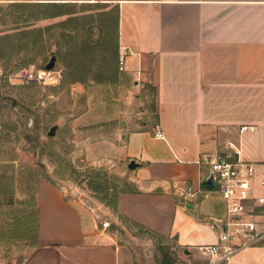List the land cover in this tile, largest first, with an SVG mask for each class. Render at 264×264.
<instances>
[{
    "label": "crops",
    "instance_id": "crops-1",
    "mask_svg": "<svg viewBox=\"0 0 264 264\" xmlns=\"http://www.w3.org/2000/svg\"><path fill=\"white\" fill-rule=\"evenodd\" d=\"M0 24L11 46L96 48L108 82L124 77L154 96L153 120L124 122L114 133L112 157L127 176L111 203L39 181L22 229L33 242L20 264H127L117 241L127 226L185 250L215 244L225 204L201 187L205 162L232 145L264 163V0H0ZM259 178L254 196L264 195ZM226 264H264V243Z\"/></svg>",
    "mask_w": 264,
    "mask_h": 264
},
{
    "label": "rangeland",
    "instance_id": "rangeland-1",
    "mask_svg": "<svg viewBox=\"0 0 264 264\" xmlns=\"http://www.w3.org/2000/svg\"><path fill=\"white\" fill-rule=\"evenodd\" d=\"M69 50L68 46L19 48L0 40V264H20L28 255L33 241L28 238L29 227L22 231L23 220L34 211L40 180L66 188L75 199L101 203L126 187L127 175L121 176L122 167L112 157L114 133L125 128L124 122L137 125L153 120L152 91L124 77L102 82L110 70L103 66L96 48L82 61L86 83L18 84L19 70L43 68L52 56L55 67L61 68ZM53 126L58 129L49 137ZM106 187L114 189L105 193ZM219 208L225 220L226 209ZM117 241L127 264H165L166 260L226 264L198 256L195 249H182L174 239L144 234L131 226L118 232Z\"/></svg>",
    "mask_w": 264,
    "mask_h": 264
},
{
    "label": "built area",
    "instance_id": "built-area-1",
    "mask_svg": "<svg viewBox=\"0 0 264 264\" xmlns=\"http://www.w3.org/2000/svg\"><path fill=\"white\" fill-rule=\"evenodd\" d=\"M125 56H120V70H124ZM18 84L36 83L44 86H58L62 80V71L34 69L21 70L16 76ZM243 127L241 131H244ZM157 138L164 139L161 134ZM224 158L206 161L210 174L216 183L215 191L221 196L226 209V218L220 224L218 241L215 244H203L195 251L213 258L216 262H229L241 250L264 243V195L254 196L255 180L260 177L259 185L264 188V163H252L244 160L241 151L232 147ZM188 194L194 195L192 188ZM109 220L102 223L103 229L111 228Z\"/></svg>",
    "mask_w": 264,
    "mask_h": 264
},
{
    "label": "trees",
    "instance_id": "trees-1",
    "mask_svg": "<svg viewBox=\"0 0 264 264\" xmlns=\"http://www.w3.org/2000/svg\"><path fill=\"white\" fill-rule=\"evenodd\" d=\"M71 50H69L68 52V56H70V60L67 62L65 61V58L62 59V66H63V74H62V81H61V84L62 86H70L71 84L73 83H76V82H80V83H86V81L88 80L87 79V76L83 73L84 70L86 69L85 66L82 65V62H81V57L82 55H84L85 53L87 52H90L92 48H89V47H86V46H75V47H71L70 48ZM108 61L105 60L103 62V66H108ZM116 77V76H115ZM97 79V78H95ZM110 80V78H107V77H104L103 79H101V81H107V80ZM105 189V188H104ZM111 188L110 187H106V189L104 190L105 193H108V191L110 190ZM95 192L98 193V189L96 188L95 189ZM111 195V196H110ZM109 197V203H111L113 200H114V197L112 194H109V196L107 195L104 199L102 200H107V198ZM139 231L141 233H144V234H149V235H153L155 236V234L145 228H142L140 226H136ZM165 264H171L172 261H167L164 262Z\"/></svg>",
    "mask_w": 264,
    "mask_h": 264
},
{
    "label": "water",
    "instance_id": "water-1",
    "mask_svg": "<svg viewBox=\"0 0 264 264\" xmlns=\"http://www.w3.org/2000/svg\"><path fill=\"white\" fill-rule=\"evenodd\" d=\"M55 64H56V58L54 56H52V58L50 59V62L46 65V70H52V69H54L55 68ZM57 129H58V126H53L50 129V131L48 132V136L49 137L54 136ZM128 167H129V169L134 170V169H136L137 165L135 164V162H131ZM201 187L204 190H206V191H213L215 189V187H216V183H215V181L213 179V176L212 175H209L202 182Z\"/></svg>",
    "mask_w": 264,
    "mask_h": 264
}]
</instances>
